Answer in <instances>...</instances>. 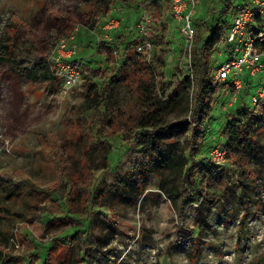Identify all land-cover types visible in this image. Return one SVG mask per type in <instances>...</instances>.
<instances>
[{"label":"rangeland","instance_id":"374dc122","mask_svg":"<svg viewBox=\"0 0 264 264\" xmlns=\"http://www.w3.org/2000/svg\"><path fill=\"white\" fill-rule=\"evenodd\" d=\"M92 2L0 0V39L10 37L13 14H17L20 21L32 23L34 15L46 6L80 12ZM233 2L236 5L244 0ZM136 4H142L152 19L151 39L153 34L166 38L162 47L166 64L159 70L162 82L167 86L174 75L182 78L190 74L189 62L184 56V39L172 14L170 0L117 2L100 19L97 29L91 30L78 24L70 35L75 34L79 45V53L72 59L82 74L78 86L65 91L62 79L58 77L53 82H30L12 72L8 65H0V173L16 179L32 177L34 180H50L56 175V166L47 161L46 155L57 156L64 152L66 158L63 164L68 168L72 165L79 173L82 171L78 181H89L85 161L79 157L80 148L77 147L76 151L69 148L70 142L79 140L88 127L79 106L85 100L87 82H98L103 86L109 82L113 70L124 61L128 40L136 38L139 14L133 10ZM209 4L215 11H220L219 0H202L195 18L197 28L200 27L198 18ZM111 16L122 19L123 23L120 29L107 33L104 26ZM206 27L201 25L205 35ZM114 50L118 51V55ZM159 50L160 47H155L154 52ZM226 50L228 45L223 41L212 59L221 65L229 58ZM252 81L261 86L264 74ZM246 86L240 91L245 98L240 99L239 93L233 105V92L227 86L219 87L209 118L211 127L205 132L207 140L202 141L205 157L211 159L210 150L226 143L224 128L228 119L236 115L237 109L252 108L251 96L256 87L249 89ZM116 100L119 111L138 115L140 106L136 97L125 88L118 91ZM88 116L89 122L98 119L97 112L88 113ZM119 137L109 139L113 145L109 156L111 169L107 167L102 172H96L108 188L115 186L143 158L136 143L131 141L122 145ZM179 143L184 144V137ZM258 143L260 150L257 158L247 168L240 165L234 155H229L225 166L217 170L216 187L208 192L201 207L189 205L182 220L178 219L169 200L160 193L159 179L153 175L145 179L144 192L134 203L116 202L110 207L99 203L97 207L107 214L100 216L93 213L89 219V238L98 244V250L90 253L86 263L264 264V128L259 133ZM25 202L33 204L30 196L21 199L20 206L25 207ZM14 203L6 197L0 181V264H45L52 238L57 234L52 237L43 231L40 224H25L18 217L11 216L7 209H12ZM66 214L63 206L57 216L64 217ZM80 224L67 227L65 234L76 232L82 226ZM186 228L188 234L185 233ZM181 229L186 235L177 242L175 238ZM95 232L98 238L93 236ZM99 238L105 241L100 242ZM12 257L17 259L16 262H11Z\"/></svg>","mask_w":264,"mask_h":264},{"label":"trees","instance_id":"16d2710c","mask_svg":"<svg viewBox=\"0 0 264 264\" xmlns=\"http://www.w3.org/2000/svg\"><path fill=\"white\" fill-rule=\"evenodd\" d=\"M117 2L128 4L130 0H93L80 12L46 6L34 15L32 23L20 21L18 15L13 14L10 37L0 39V65H8L12 72L30 82H53L57 75L50 57L57 43L69 38L78 24L97 29L100 19ZM219 2V12L209 4L206 11L197 17L200 27L195 34L189 75L182 78L174 75L166 86L159 73L166 64L165 50L162 49L166 44L165 36L159 38L153 34L154 51L155 47L161 50L153 52L151 60H147L144 54L137 52L140 38L136 33L134 41L128 40L125 59L113 70L109 82L103 86L98 82H87L85 100L79 106V112L88 122V127L79 140L70 142L69 148L74 151L80 148L79 157L85 161L89 181H78L82 171L79 173L72 165L68 168L63 164L64 152L57 156L46 155L47 161L56 166V175L52 174L50 180L16 179L0 173L6 197L15 202L12 209H7L10 215L25 224H40L47 235L53 237L57 234L52 238L45 264H70L71 261L88 264L86 259L90 253L98 250V244L89 238V219L93 213L107 214L97 207L98 204L110 207L116 202L134 203L143 194L144 181L149 175L159 179L158 189L169 200L179 220L183 219L189 205L201 207L208 192L216 187L219 168L204 156L202 141L207 140L205 132L211 127L209 118L214 96L222 86L215 87V72L219 64L212 59L213 54L223 41H227L228 28L237 5L233 0ZM133 10L137 13L146 11L142 4L133 6ZM201 25L207 26L206 35ZM251 29L258 37L264 32V20L258 17ZM254 49L264 54V40H256ZM226 54L229 57L227 50ZM246 85L249 89L260 86L250 79L245 80ZM121 88L136 97L140 106L137 116L119 111L116 95ZM239 96L240 99L245 98L243 93ZM262 111L264 108L257 115L249 107L238 108L224 128L230 154L244 168L251 165L260 150L259 133L264 128ZM95 112L98 119L89 122L91 115L88 113ZM114 136H120L122 145L131 141L136 143L143 158L115 186L108 188L96 172L107 167L111 169L109 156L113 145L109 139ZM181 137H184V144L180 145ZM28 196L33 204L25 202V207H21L20 200ZM63 206L67 214L58 217ZM78 223L82 226L76 232L65 234L67 227ZM184 229L175 238L177 242L188 234V228L186 234ZM92 234L98 238L96 232ZM16 260L11 258L13 263Z\"/></svg>","mask_w":264,"mask_h":264},{"label":"built area","instance_id":"2783aa9c","mask_svg":"<svg viewBox=\"0 0 264 264\" xmlns=\"http://www.w3.org/2000/svg\"><path fill=\"white\" fill-rule=\"evenodd\" d=\"M170 1L172 14L179 24L180 34L184 39V56L187 57L191 70L192 51L197 30L195 18L200 9V2L198 0ZM258 17L264 20V0H246L236 5L234 18L228 28L226 44L229 58L216 70L215 87L221 84L226 85L227 89L233 92L231 105L237 101L238 94L245 87L246 79L255 80L264 74V54L257 53L254 49L256 40H264V32L255 37L251 29ZM122 23V19L111 16L106 21L104 29L109 33L120 29ZM151 23L150 15L144 11L135 27L140 38L137 52L144 54L147 60H151L154 52L150 37ZM75 39V34H73L70 38L60 41L50 57L57 77L62 79L65 91L78 86L82 80L81 70L72 60L79 53V45ZM114 53L118 55L117 50H114ZM234 93L237 95L234 96ZM251 104V110L257 115L264 108V84L257 87L252 94ZM229 154L230 150L226 143L213 148L209 153L212 162L219 169L225 166Z\"/></svg>","mask_w":264,"mask_h":264},{"label":"crops","instance_id":"0c3cea01","mask_svg":"<svg viewBox=\"0 0 264 264\" xmlns=\"http://www.w3.org/2000/svg\"><path fill=\"white\" fill-rule=\"evenodd\" d=\"M142 12H144V10L141 11V12H139V14H138V19L140 18V15H141ZM137 22H138V21H137ZM131 26H132V25H131Z\"/></svg>","mask_w":264,"mask_h":264}]
</instances>
